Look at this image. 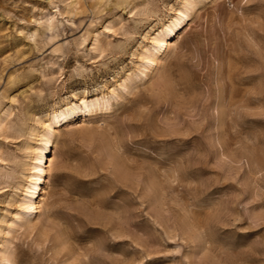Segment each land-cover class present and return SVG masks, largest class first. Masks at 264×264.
<instances>
[{"label":"rangeland","instance_id":"obj_1","mask_svg":"<svg viewBox=\"0 0 264 264\" xmlns=\"http://www.w3.org/2000/svg\"><path fill=\"white\" fill-rule=\"evenodd\" d=\"M3 112L0 264H264V0H0Z\"/></svg>","mask_w":264,"mask_h":264},{"label":"bare ground","instance_id":"obj_2","mask_svg":"<svg viewBox=\"0 0 264 264\" xmlns=\"http://www.w3.org/2000/svg\"><path fill=\"white\" fill-rule=\"evenodd\" d=\"M173 26L178 27L179 23L174 22ZM162 29H163V32L160 34L161 38L157 36L158 35L157 33L150 37L149 44L152 47V51L150 53L151 55H149V57H146L148 64L156 62V59L151 57L153 56V53L157 55L161 51L168 49L170 46H174L173 45L174 43H171L170 41L171 39L167 41V38H171L173 34V27L164 26ZM107 101L108 100L104 101V103L107 104ZM94 104L95 103H88L86 101L83 103V113H85V115L79 116L81 118V121H84L85 118L89 116L86 114L90 113V109L92 106H94ZM66 109L68 110L64 111L63 109H61L59 111L53 112L50 115L43 116V119L41 120L42 130L38 134V139L35 142V145L30 147V149L32 150V153H31L30 163H29V176L26 178L28 179L27 182L30 184V186H26L24 188L25 193H26L25 197L27 198L26 202L24 203V205L27 208L25 212L26 216H32L41 211L40 210L41 202L44 200V195L47 193L46 188L41 184V180H42L43 174L50 168L51 163L54 160V157L52 154L49 153V155H47L46 157L44 155V153L46 154L52 150V145H53L52 137L57 132V129L60 126L69 123L71 119L77 117L78 112L74 111L76 110V108L71 109L67 107ZM6 116H7L6 112H3L2 115L0 116V129L4 123ZM43 160L45 164H43V166L38 165L39 163L41 164ZM34 170L38 171L39 174L34 173L35 172ZM32 177H34L35 179L31 180Z\"/></svg>","mask_w":264,"mask_h":264}]
</instances>
